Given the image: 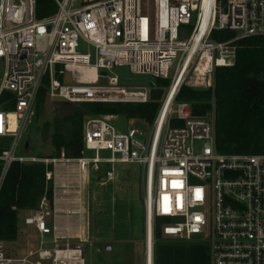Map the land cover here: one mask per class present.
<instances>
[{
    "label": "built area",
    "instance_id": "1",
    "mask_svg": "<svg viewBox=\"0 0 264 264\" xmlns=\"http://www.w3.org/2000/svg\"><path fill=\"white\" fill-rule=\"evenodd\" d=\"M54 1L57 11L38 18L37 0H0V97L8 91L15 100L13 110L0 106V137L13 141L0 153V191L14 161L54 167L76 162L95 172L109 165L105 181L116 179L118 164L138 163L145 188L144 264H155L158 220H164L161 227L168 237L208 241L212 264H264V153H220L214 117L194 115L189 102L176 100L190 76L212 87L217 68L235 65L241 39L264 36V0ZM215 33L231 35L219 40ZM80 40L92 51L81 53ZM123 66L170 79V84L131 89L113 72ZM86 69L95 70L96 78H87ZM46 78L52 100L74 104L148 103L153 88L166 91L155 120L141 119L151 125L145 139L136 127L139 118L129 119L121 131L112 121L117 115L89 116L80 157L67 158L64 151L53 158L17 156ZM53 214L44 198L25 222L50 234L46 218ZM70 247L78 252L76 264H84L83 243L69 242L55 243L54 264L57 250ZM39 255L51 256L47 251ZM0 264H28V259L8 257L0 240Z\"/></svg>",
    "mask_w": 264,
    "mask_h": 264
},
{
    "label": "trees",
    "instance_id": "2",
    "mask_svg": "<svg viewBox=\"0 0 264 264\" xmlns=\"http://www.w3.org/2000/svg\"><path fill=\"white\" fill-rule=\"evenodd\" d=\"M53 0H37V17L54 14L58 7ZM231 34H214L222 40ZM237 60L230 67L217 68L214 84L207 89H193L184 85L177 95V102H189L193 114L206 116L214 112L216 147L220 153H264V36H253L238 42ZM48 78L37 95V112L44 107L48 93ZM162 86L160 84H157ZM169 85V84H168ZM0 106L7 110L15 107L14 95L4 91ZM66 112L58 115L53 123L52 139L56 156L64 151L67 158H78L84 146V122L88 116L124 115L128 119L142 118L153 122L161 103L84 102L68 103ZM174 125L180 121L174 120ZM11 138L0 142V153L7 149ZM3 163L0 161V175ZM54 165L43 161H14L0 191V240L16 241L19 237L20 213L39 208L46 198L52 204L54 181L47 178ZM16 207V208H14ZM158 220L155 227V264H212L211 247L200 238L179 240L164 234Z\"/></svg>",
    "mask_w": 264,
    "mask_h": 264
},
{
    "label": "rangeland",
    "instance_id": "3",
    "mask_svg": "<svg viewBox=\"0 0 264 264\" xmlns=\"http://www.w3.org/2000/svg\"><path fill=\"white\" fill-rule=\"evenodd\" d=\"M46 1L42 0L43 5ZM80 3L81 1L77 2V4ZM53 4H56L55 1ZM78 50L81 53H88L92 51V48L86 42L80 40ZM3 72L4 64L0 61V84ZM113 72L119 77L121 84L131 87V89L153 83L165 87L170 84V79L156 78L148 74H135L127 66L116 67ZM102 82H107V79L103 78ZM187 86L193 89L209 88L203 78L195 76L188 78ZM67 105L68 102L52 100L49 93H47L44 107L38 113L36 99L33 113L16 148V155L38 158L41 156H56V147L52 139L53 127L46 130L44 125L47 122L53 123L58 115L66 112L64 110H67ZM208 114L214 117V112ZM141 119L137 120L136 127L145 133L140 137L145 139L150 134L151 125ZM112 121L121 131L127 130L129 119L124 115H117ZM4 140L5 138L0 137V142L3 143ZM12 142L11 139L7 148H11ZM26 145H28V150H26ZM108 166H104L101 172L91 171V187L88 190L91 235L85 244L84 264H144L146 207L143 168L138 163L118 164L116 166V179L105 181L103 174ZM20 224L22 225L21 220H19ZM40 240L38 236L34 238L31 248H38ZM107 244L111 245L110 250L106 249ZM4 247L8 257L18 259L27 256L30 249L25 244L15 243L14 241H5ZM54 257L55 253L43 260L38 254L28 256V264H32V262L39 259L42 260L43 264H54ZM62 259H58L57 263L72 264L69 259Z\"/></svg>",
    "mask_w": 264,
    "mask_h": 264
},
{
    "label": "crops",
    "instance_id": "4",
    "mask_svg": "<svg viewBox=\"0 0 264 264\" xmlns=\"http://www.w3.org/2000/svg\"><path fill=\"white\" fill-rule=\"evenodd\" d=\"M52 179L54 181V197L50 205L54 214L47 217L46 221L53 232L43 235L34 224L25 222V218L30 216L33 211H21L22 225H19V237L14 242L25 244L30 249L27 256L19 259H28V256L36 254L40 256V251H47L52 255L56 242L61 244L83 243L85 259V244L91 235V212L88 198V190L91 187V171L80 169L76 162L61 163L54 167ZM37 236L41 239L40 246L33 249L31 248L32 240ZM76 255L78 252L71 247L57 250L58 259H69L72 264L76 263L78 259ZM42 260L39 259L32 263L43 264Z\"/></svg>",
    "mask_w": 264,
    "mask_h": 264
},
{
    "label": "water",
    "instance_id": "5",
    "mask_svg": "<svg viewBox=\"0 0 264 264\" xmlns=\"http://www.w3.org/2000/svg\"><path fill=\"white\" fill-rule=\"evenodd\" d=\"M185 36H186V30H184L183 38H185ZM101 74L105 75L106 72L103 71ZM165 91H166V89L164 87L153 88L151 90V99H152V101H156V102L161 101L163 99ZM26 150H28V145H26ZM106 249L110 250L111 249V245L107 244L106 245Z\"/></svg>",
    "mask_w": 264,
    "mask_h": 264
},
{
    "label": "bare ground",
    "instance_id": "6",
    "mask_svg": "<svg viewBox=\"0 0 264 264\" xmlns=\"http://www.w3.org/2000/svg\"><path fill=\"white\" fill-rule=\"evenodd\" d=\"M84 75L87 77V78H90V79H95L96 78V72H95V70H93V69H86V70H84ZM172 100V95H171V97H168L167 98V104H170L171 101ZM60 257H62L61 255H60ZM63 260V259H62Z\"/></svg>",
    "mask_w": 264,
    "mask_h": 264
}]
</instances>
